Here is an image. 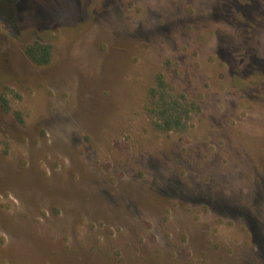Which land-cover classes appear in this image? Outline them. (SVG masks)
<instances>
[{
  "label": "rangeland",
  "instance_id": "374dc122",
  "mask_svg": "<svg viewBox=\"0 0 264 264\" xmlns=\"http://www.w3.org/2000/svg\"><path fill=\"white\" fill-rule=\"evenodd\" d=\"M0 264H264V0H0Z\"/></svg>",
  "mask_w": 264,
  "mask_h": 264
},
{
  "label": "trees",
  "instance_id": "16d2710c",
  "mask_svg": "<svg viewBox=\"0 0 264 264\" xmlns=\"http://www.w3.org/2000/svg\"><path fill=\"white\" fill-rule=\"evenodd\" d=\"M27 56L37 65H46L50 61L51 48L46 44L35 42L26 51ZM158 86L162 91L150 90L151 111L158 126L166 132H181L186 129L190 108L187 104L171 98L163 88L165 81L162 76L157 77ZM158 96V98H157Z\"/></svg>",
  "mask_w": 264,
  "mask_h": 264
}]
</instances>
